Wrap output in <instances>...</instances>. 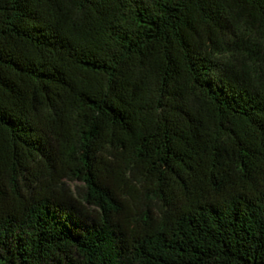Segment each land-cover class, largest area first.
Returning <instances> with one entry per match:
<instances>
[{"label":"trees","instance_id":"trees-1","mask_svg":"<svg viewBox=\"0 0 264 264\" xmlns=\"http://www.w3.org/2000/svg\"><path fill=\"white\" fill-rule=\"evenodd\" d=\"M0 264H264V0H0Z\"/></svg>","mask_w":264,"mask_h":264},{"label":"rangeland","instance_id":"rangeland-1","mask_svg":"<svg viewBox=\"0 0 264 264\" xmlns=\"http://www.w3.org/2000/svg\"><path fill=\"white\" fill-rule=\"evenodd\" d=\"M69 184L72 186V188H74L76 185H81V183L78 181H72V182H69Z\"/></svg>","mask_w":264,"mask_h":264}]
</instances>
